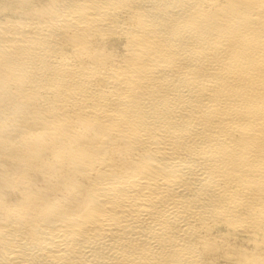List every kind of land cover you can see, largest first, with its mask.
I'll use <instances>...</instances> for the list:
<instances>
[{
  "label": "bare ground",
  "instance_id": "bare-ground-1",
  "mask_svg": "<svg viewBox=\"0 0 264 264\" xmlns=\"http://www.w3.org/2000/svg\"><path fill=\"white\" fill-rule=\"evenodd\" d=\"M0 264H264V0H0Z\"/></svg>",
  "mask_w": 264,
  "mask_h": 264
}]
</instances>
